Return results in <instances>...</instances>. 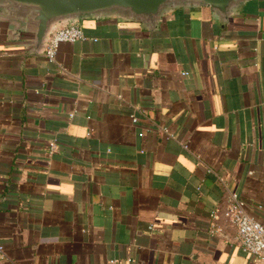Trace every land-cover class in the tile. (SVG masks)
<instances>
[{"label":"crops","instance_id":"0c3cea01","mask_svg":"<svg viewBox=\"0 0 264 264\" xmlns=\"http://www.w3.org/2000/svg\"><path fill=\"white\" fill-rule=\"evenodd\" d=\"M79 25L55 62L0 26V264H264L224 216L264 224V0Z\"/></svg>","mask_w":264,"mask_h":264},{"label":"water","instance_id":"95a60500","mask_svg":"<svg viewBox=\"0 0 264 264\" xmlns=\"http://www.w3.org/2000/svg\"><path fill=\"white\" fill-rule=\"evenodd\" d=\"M257 0H0V26L8 40L23 42L32 56H44L50 36L61 25L87 21L137 24L158 32L168 15L208 8L212 19L226 25Z\"/></svg>","mask_w":264,"mask_h":264},{"label":"built area","instance_id":"2783aa9c","mask_svg":"<svg viewBox=\"0 0 264 264\" xmlns=\"http://www.w3.org/2000/svg\"><path fill=\"white\" fill-rule=\"evenodd\" d=\"M89 36L86 35L79 24L70 23L61 25L55 29L49 38L45 51L49 62H55L60 46L63 43H75L86 41ZM187 75V74H185ZM136 123L137 119L133 118ZM185 148H188L185 145ZM224 216L228 223L237 230L236 240L244 253L261 257L264 255V224L254 219L246 209V203L238 198L229 201ZM212 226L210 234L212 236L225 237L222 229L218 225L219 214L214 211L211 214ZM4 255V248L0 246V258Z\"/></svg>","mask_w":264,"mask_h":264}]
</instances>
